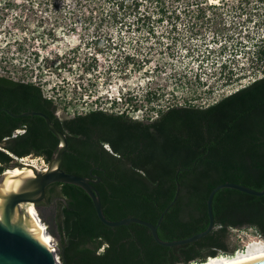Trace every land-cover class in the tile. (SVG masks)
<instances>
[{"label": "trees", "instance_id": "trees-1", "mask_svg": "<svg viewBox=\"0 0 264 264\" xmlns=\"http://www.w3.org/2000/svg\"><path fill=\"white\" fill-rule=\"evenodd\" d=\"M2 107L15 113L43 111L67 133L62 167L101 177L94 186L109 219L136 216L157 223L179 182V196L158 226L163 240L207 228V197L216 185L231 181L264 187V71L213 103L171 105L152 119L102 108L60 118L56 101L42 85L0 74ZM58 143L42 116L0 111V173L15 156L34 155L48 163ZM46 191L61 196L57 223L65 246L60 248L63 264H189L228 252L230 228L254 227L264 239V195L235 188L215 193L210 233L175 246L157 243L140 223L104 224L88 192L77 184L54 182Z\"/></svg>", "mask_w": 264, "mask_h": 264}, {"label": "rangeland", "instance_id": "rangeland-1", "mask_svg": "<svg viewBox=\"0 0 264 264\" xmlns=\"http://www.w3.org/2000/svg\"><path fill=\"white\" fill-rule=\"evenodd\" d=\"M256 48L264 0H0V74L42 85L61 116L208 105L263 74ZM259 236L230 228L227 253Z\"/></svg>", "mask_w": 264, "mask_h": 264}, {"label": "water", "instance_id": "water-1", "mask_svg": "<svg viewBox=\"0 0 264 264\" xmlns=\"http://www.w3.org/2000/svg\"><path fill=\"white\" fill-rule=\"evenodd\" d=\"M2 110L14 117L27 115L42 116L48 128L58 137L59 143L44 169L36 167L32 163L22 161L23 157L19 158L15 156V160L6 163L5 169L0 173V264H63L60 258V248H64L65 246L61 240L57 215L54 210L49 211L47 207L38 205L46 197V188L54 182L74 183L85 189L92 198L99 219L104 224L113 227L129 225L133 222L143 224L151 230L154 240L164 246L192 243L214 229L215 218L212 202L215 193L220 188L230 187L252 195H264V187L257 190L237 182L227 181L220 183L213 187L207 197L209 216L207 228L185 238L163 240L158 234V226L165 213L176 202L179 196V182H177L174 198L162 211L157 223L136 216H129L118 220L109 219L104 214L100 193L94 186V183L101 180V177L93 173L89 176L74 174L67 172L62 167L64 153L68 149L67 133L56 127L50 116L43 111L27 110L15 113L6 107L0 108V111ZM15 167L20 169L24 167L32 168L33 173L29 174L26 171L13 173L10 171ZM30 202L35 204L39 210V215L47 221L49 230L55 237V245L42 241L29 229L27 222L30 220V213L28 212L27 204ZM227 264H264V255Z\"/></svg>", "mask_w": 264, "mask_h": 264}, {"label": "bare ground", "instance_id": "bare-ground-1", "mask_svg": "<svg viewBox=\"0 0 264 264\" xmlns=\"http://www.w3.org/2000/svg\"><path fill=\"white\" fill-rule=\"evenodd\" d=\"M21 160L32 163L37 167V164L34 160H27V157H23ZM10 171H12L13 173H20L24 171L28 172L29 174L33 173V169L27 167H24L22 169L15 167ZM30 204L34 203L30 202L27 204L28 212L30 213V220L27 222L29 229L42 241L47 243L49 242L50 244L55 245V239H53L54 236L49 230L47 221L39 215V210L36 207L31 206ZM32 208L36 212L33 211ZM261 255H264V240L262 238H257V240H255L253 243L247 244L246 247L242 249H237L236 252H233L230 255L219 253L215 256H210L203 261H191L189 264H227ZM176 264L185 263L179 262Z\"/></svg>", "mask_w": 264, "mask_h": 264}, {"label": "flooded vegetation", "instance_id": "flooded-vegetation-1", "mask_svg": "<svg viewBox=\"0 0 264 264\" xmlns=\"http://www.w3.org/2000/svg\"><path fill=\"white\" fill-rule=\"evenodd\" d=\"M55 114L60 117V118H68L70 116H61L60 115V111L59 108L56 109ZM61 199V196H59L56 193H51L50 195L48 194V192L46 191V197L45 199H43L42 201H40L38 203V205L40 206H44L47 207V209L50 210H54L55 214L57 215L58 212V205H59V201ZM33 207H36L35 204H30ZM37 208V207H36ZM33 210V208H32ZM35 211V210H33ZM36 212V211H35ZM244 227V226H243ZM55 237H53L54 239ZM174 256V251H170L169 256L170 258H172Z\"/></svg>", "mask_w": 264, "mask_h": 264}, {"label": "built area", "instance_id": "built-area-1", "mask_svg": "<svg viewBox=\"0 0 264 264\" xmlns=\"http://www.w3.org/2000/svg\"><path fill=\"white\" fill-rule=\"evenodd\" d=\"M199 66H201V65H199ZM238 89V88H237ZM236 89V90H237ZM235 91V90H234ZM233 92V91H232ZM231 93V92H230ZM20 132H23L24 131V129H21V130H19ZM40 168H42V169H44L45 167H40ZM260 238H262L263 239V237H261V235L259 236ZM264 240V239H263ZM239 249V248H238ZM237 251V250H236ZM235 251V252H236ZM221 254H225V255H230L231 253H227V252H220ZM208 257H210V256H208Z\"/></svg>", "mask_w": 264, "mask_h": 264}]
</instances>
